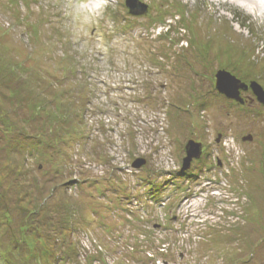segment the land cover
<instances>
[{
	"label": "rangeland",
	"instance_id": "374dc122",
	"mask_svg": "<svg viewBox=\"0 0 264 264\" xmlns=\"http://www.w3.org/2000/svg\"><path fill=\"white\" fill-rule=\"evenodd\" d=\"M140 1L0 0V264H264V0Z\"/></svg>",
	"mask_w": 264,
	"mask_h": 264
},
{
	"label": "water",
	"instance_id": "95a60500",
	"mask_svg": "<svg viewBox=\"0 0 264 264\" xmlns=\"http://www.w3.org/2000/svg\"><path fill=\"white\" fill-rule=\"evenodd\" d=\"M126 5L128 6L130 13L133 15L144 14L148 10V5L140 0H126ZM215 78L216 89L220 93L224 94L227 98L243 103L244 98L240 95L241 90L251 89L252 92L257 96V99L261 103H264V89L257 81L252 80L248 84L238 78L235 74L222 68L218 69L215 74ZM248 137L251 138L252 136L249 135ZM186 149L187 154L183 160V166L181 168L182 171H185L190 167L191 162L195 157L199 158L201 156L203 144L194 139H189ZM145 162V158H138L133 162V166L140 167L145 164Z\"/></svg>",
	"mask_w": 264,
	"mask_h": 264
},
{
	"label": "trees",
	"instance_id": "16d2710c",
	"mask_svg": "<svg viewBox=\"0 0 264 264\" xmlns=\"http://www.w3.org/2000/svg\"><path fill=\"white\" fill-rule=\"evenodd\" d=\"M20 87H23V86H20ZM20 87H19V88H20Z\"/></svg>",
	"mask_w": 264,
	"mask_h": 264
},
{
	"label": "clouds",
	"instance_id": "9594fccd",
	"mask_svg": "<svg viewBox=\"0 0 264 264\" xmlns=\"http://www.w3.org/2000/svg\"><path fill=\"white\" fill-rule=\"evenodd\" d=\"M236 101V100H235Z\"/></svg>",
	"mask_w": 264,
	"mask_h": 264
}]
</instances>
